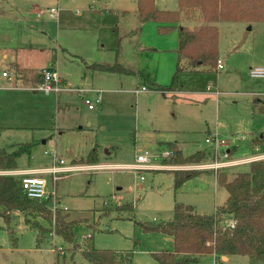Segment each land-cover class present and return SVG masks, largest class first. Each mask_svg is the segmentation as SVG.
<instances>
[{
    "label": "rangeland",
    "instance_id": "1",
    "mask_svg": "<svg viewBox=\"0 0 264 264\" xmlns=\"http://www.w3.org/2000/svg\"><path fill=\"white\" fill-rule=\"evenodd\" d=\"M155 1L166 8L176 3ZM135 3L0 0V147L10 151L29 143L30 152L17 157L18 168L50 167L55 153L65 165H74L76 170L60 173L57 180L48 173L43 177L46 190L55 191L50 200L67 207L57 210L68 212L67 219L80 220L71 243L55 233L53 215L45 220L31 213L29 223L17 211L9 219L0 216V264H86L79 249L87 240L98 248L131 250L136 264H159L153 252L171 251L173 237L146 230L141 223L170 219L174 202L211 213L227 195L212 167L170 163L172 154L159 157L160 151L172 149L164 144L171 142L183 155L201 150L200 164L217 157L249 158L219 168L231 173L247 170L258 154L257 159L264 158V141L253 142L264 137V80L247 72L249 67L264 66V20L219 21L218 58L223 68L185 70L176 88L157 90L151 86L171 81L174 62L168 75L165 71L174 52H160L171 51L167 35L147 27L136 29V16L124 12ZM50 7L57 10L53 18L46 12L35 15V9ZM195 21L204 23L199 15ZM53 54L55 69L66 80L64 89L32 90L34 73L49 65ZM114 63L132 73L92 67ZM2 70L13 79L2 77ZM141 85L146 89L135 93L133 89ZM92 88L103 91L100 104L90 110L83 99L94 100ZM211 135L227 144L206 142ZM93 148L95 163H87L85 157ZM145 150L163 167L128 168ZM176 169L197 171L176 186ZM129 204L131 209L119 210ZM30 224H39V241L38 228ZM195 264H264V260L241 254L222 260L205 253Z\"/></svg>",
    "mask_w": 264,
    "mask_h": 264
},
{
    "label": "trees",
    "instance_id": "2",
    "mask_svg": "<svg viewBox=\"0 0 264 264\" xmlns=\"http://www.w3.org/2000/svg\"><path fill=\"white\" fill-rule=\"evenodd\" d=\"M177 3L180 10L197 12V17L201 16L204 23L192 28L185 25L158 26L159 31L163 32L177 28L179 60L168 85L151 86L157 90L176 88L182 71H196L205 65L208 69L217 68L218 29L215 22L264 20V0H177ZM136 5L141 21L151 19L174 23L179 19L178 10L158 8L155 0H136ZM181 57H187V60L180 62ZM92 67L132 73L131 69L118 63L92 64ZM262 141V135L253 140L254 143ZM94 150H90L85 157L87 163H95ZM29 152V143H21L10 151L0 147V171L16 169L19 154ZM203 158L204 152L201 150L183 155L177 149L172 151L169 158L171 162L166 160L165 163L188 165L198 163ZM196 171L173 170L175 185H179ZM216 178L226 189L227 195L221 203L215 205L213 212L198 213L190 205L174 202L170 219L156 224L141 223L146 230L162 231L173 237L171 251L153 252L159 264H195L197 258L205 253L216 258L241 254L264 260V158L251 160L248 169L244 171L231 173L225 169L218 170ZM131 207V204L125 205L119 210ZM14 211L24 213L27 222L28 214L31 213H36L45 220L51 217L48 200L41 201L25 195L20 186V175L0 173V216L9 219ZM62 212L57 210L55 213V233L72 243L75 238L74 226L80 220L67 219L68 212ZM30 225L38 228L36 240L39 241V224ZM79 250L86 264H136L132 262L131 250L98 248L89 240Z\"/></svg>",
    "mask_w": 264,
    "mask_h": 264
},
{
    "label": "built area",
    "instance_id": "3",
    "mask_svg": "<svg viewBox=\"0 0 264 264\" xmlns=\"http://www.w3.org/2000/svg\"><path fill=\"white\" fill-rule=\"evenodd\" d=\"M43 12L48 13L50 17H54L57 14V10L53 7L43 9H35V15L40 16ZM217 69L223 68V65L221 61L218 59L216 64ZM248 75L251 78L257 79V80H264V66H253L248 68ZM1 75L7 79V81H11L14 76L9 74L7 71H2ZM64 89V86L62 84V79L60 78L59 74L57 73L54 63L49 65L48 67L41 70V78L39 81H37L33 86L32 90L34 91H43L46 93L51 92H58L60 90ZM145 86H141L140 88H136L133 90L135 93L145 90ZM92 92L95 93L94 100H91L89 98H84L83 103L86 105L88 109H95L102 100V91L101 89H91ZM79 92H83L81 89H79ZM260 92H257L259 94ZM264 94V93H261ZM214 141L216 146H222L226 145L227 142L223 139H216L215 135H211L210 137L206 138V142ZM228 151V150H227ZM172 154V151L169 149H164L159 152V157H168ZM224 156H228L227 153L223 154ZM55 160L52 166L48 168L38 169V170H31V171H22V172H12V171H2L0 173H12V174H18L20 175V186L25 193V195L29 198L37 199V200H48V207L51 211V215L53 217L55 216V213L58 209V207L67 209V207L60 203L61 206L57 205L54 201L50 200L51 196H55V191H47L45 188V178L43 177V174L48 173L51 174L52 180H57L59 178V174L62 172L67 171H73L74 165H65L64 160L57 157L58 154L55 153ZM155 158V155L147 150H145L142 153L136 154L135 160L133 163L128 164V168L134 169V170H143V169H157L159 167H163L161 164H155V162H152L151 159ZM249 158L244 159H227V160H220L217 159L213 160L211 163L208 164H200V165H194L201 167H212V169L217 172L220 167L225 166H232L236 163L241 162H247ZM234 163V164H232ZM231 164V165H230ZM142 178V176H140ZM53 222H55V218L53 219Z\"/></svg>",
    "mask_w": 264,
    "mask_h": 264
},
{
    "label": "crops",
    "instance_id": "4",
    "mask_svg": "<svg viewBox=\"0 0 264 264\" xmlns=\"http://www.w3.org/2000/svg\"><path fill=\"white\" fill-rule=\"evenodd\" d=\"M176 3H175V5L172 7V8H166V7H160V6H158L157 5V2L155 1V4H156V6L158 7V8H162V9H171V10H178L179 11V19L176 21V22H172V23H170V22H157V21H154V20H144V21H141L140 19H139V17H138V15H137V5H136V3H135V5H134V7L131 9V11H129L128 9L126 10V9H124V12H128V14L131 12V14L134 16H136V20H137V23H136V29H138V31L139 32H141V30L143 29H145L146 27L147 28H149L150 30H152V31H154L157 35H167L168 37H169V45H171V51H160V49H159V51L161 52V53H172V52H174V56H170L169 58H167V63H168V68H167V71H165V72H167V75H168V72H170V64H171V61L172 62H174V67H173V72H174V70H175V66H176V63H177V61L179 60V57H178V53H177V48H178V31H177V28H174V29H171L170 31H165V32H163V31H159V29H158V26H160V25H173V26H178V25H185V26H188L189 28H192V27H194V26H196V25H199V24H201V23H198V24H196L195 22V20H196V17H197V12H195V11H191V10H180L179 8H178V3H177V0L175 1ZM193 18H195V20H193ZM219 22V21H218ZM218 22H215V24L217 25V23ZM217 29H218V26H217ZM141 37V36H140ZM153 50H157L156 48H153ZM172 55V54H171ZM2 57H6V54L5 53H3L2 54ZM219 59V58H218ZM187 60V57H181L180 58V62H185ZM53 62H55V55L53 54V55H51V57H50V63H49V65H51ZM49 65H46V66H41V67H39L38 69H37V71L34 73V84L37 82V81H39L40 80V78H41V70L42 69H44V68H46V67H48ZM204 67H207V65H205V66H203V67H199L200 69H198V70H202V69H204ZM21 69H19L18 68V71L19 72H21L20 71ZM198 70H196V71H198ZM2 71H7V70H2ZM2 71H1V73H2ZM172 72V73H173ZM136 73V72H135ZM181 74V73H180ZM2 76V75H1ZM3 77V76H2ZM61 79H62V84H64L65 83V79L64 78H62V77H60ZM33 84V85H34ZM141 86H144V85H141ZM141 86H137V87H135L133 90H135L136 88H140ZM92 89H100V88H92ZM102 90V89H101ZM140 92V91H139ZM139 92H137V93H139ZM94 93V92H93ZM95 94V93H94ZM91 110V109H90ZM164 145H166V146H168V147H170V148H172L171 150H177L178 148H176V147H174L173 146V144L171 143V142H167V144H164ZM167 147V148H168ZM179 150V149H178ZM259 155H261V154H258V155H256V156H254V158H259V157H261V156H259ZM200 162H198V163H194L193 165H195V164H199ZM208 163H211V161H209V162H207V163H203V164H208ZM96 165H98V164H96ZM182 165V164H181ZM188 165H191V164H188ZM44 168H48V167H44ZM17 169V171H19V172H22V171H31V170H38V169H43V168H16ZM15 170V169H14ZM3 171V170H2ZM7 171H11V170H5V172H7ZM228 257L229 256H221L220 258L222 259V260H226V259H228ZM225 258V259H224Z\"/></svg>",
    "mask_w": 264,
    "mask_h": 264
},
{
    "label": "water",
    "instance_id": "5",
    "mask_svg": "<svg viewBox=\"0 0 264 264\" xmlns=\"http://www.w3.org/2000/svg\"><path fill=\"white\" fill-rule=\"evenodd\" d=\"M248 28H250V27H248Z\"/></svg>",
    "mask_w": 264,
    "mask_h": 264
}]
</instances>
